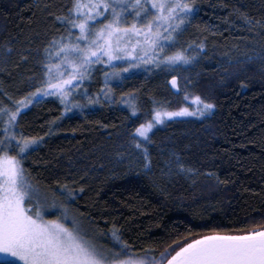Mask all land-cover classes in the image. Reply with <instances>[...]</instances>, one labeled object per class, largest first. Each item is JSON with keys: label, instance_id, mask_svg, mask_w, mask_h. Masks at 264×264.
Listing matches in <instances>:
<instances>
[{"label": "trees", "instance_id": "trees-1", "mask_svg": "<svg viewBox=\"0 0 264 264\" xmlns=\"http://www.w3.org/2000/svg\"><path fill=\"white\" fill-rule=\"evenodd\" d=\"M187 2L195 6L190 22L164 55L204 43L195 64H149L105 82L108 68L95 63L71 96L81 107L66 110L56 96L28 103V94L47 83L43 50L51 36L67 35L55 17L68 15L71 0H0V101L13 110L21 97L29 104L17 114L11 150L0 151L17 155L15 137L37 138L20 159L28 179L57 197L67 182L76 195L62 202L91 234L110 246L115 229L130 254L154 257L153 264L199 236L264 228V0ZM130 93L135 114L121 99ZM193 96L211 110L152 129L140 141L150 163L145 171V154L129 134L154 110L189 107Z\"/></svg>", "mask_w": 264, "mask_h": 264}, {"label": "snow or ice", "instance_id": "snow-or-ice-1", "mask_svg": "<svg viewBox=\"0 0 264 264\" xmlns=\"http://www.w3.org/2000/svg\"><path fill=\"white\" fill-rule=\"evenodd\" d=\"M194 7L187 0H71L68 15L55 17L61 24L66 23L67 35L61 33L51 36L43 50L40 66L47 83L39 82L40 86L28 94V102H36L40 94L53 93L59 95L67 108L71 96L76 94L72 89L102 58L109 67H112L111 62L114 60L123 62L124 57L165 68L195 64L202 55L200 50L205 48L204 43L196 47L190 42L164 55L165 48L176 42V37L190 22ZM104 16L110 18L98 29L90 28V21L94 23L96 18L103 19ZM127 16H132L131 23L124 20ZM243 18L252 24L249 17ZM256 24H261V21L257 20ZM74 30H78L75 37L72 35ZM125 38L127 43L121 44ZM260 54L264 57V48ZM254 58L252 55L247 57L249 60ZM121 71L107 72L105 79H119ZM171 82L175 87L177 77L172 76ZM101 88L111 102V89H104L103 85ZM3 95L11 100L6 92ZM134 95L130 93L121 97L133 114L137 109L129 97ZM95 99L99 102L100 97ZM192 99L202 104V107L154 111L151 120L136 125L129 134L135 137L136 147L145 153V171L150 168V163L147 149H143L140 139L146 141L151 135L150 129H153L154 124L163 122V117L177 114L200 116L212 107L210 103L202 102L199 96H193ZM24 101L25 98L21 97L15 103L14 110L0 101V129L4 133L0 136V149L11 150L12 138L15 136L13 127ZM72 103L81 107L79 101ZM15 143L19 145L17 155L0 151V253L18 260L6 258L3 264H152L154 257L140 260L123 255L128 246L120 240L115 229L112 236L122 251L109 252L88 239L74 217L70 218L71 226L65 223L69 219V208L67 203L61 201H70L76 192L65 182L56 189L60 197L53 191L50 197L39 198L20 164V159L38 140L34 137H15ZM179 170H184L183 164H179ZM42 208L52 209L58 215L45 218ZM117 256L122 258H110ZM164 264H264V228L241 234L212 233L199 236L176 248L167 256Z\"/></svg>", "mask_w": 264, "mask_h": 264}, {"label": "rangeland", "instance_id": "rangeland-1", "mask_svg": "<svg viewBox=\"0 0 264 264\" xmlns=\"http://www.w3.org/2000/svg\"><path fill=\"white\" fill-rule=\"evenodd\" d=\"M105 17V19L106 20H108L110 17L109 16H104ZM103 17V18H104ZM128 17V16H127ZM131 18H132V16H131ZM77 19H79V17H77ZM99 19H101V18H96V20H99ZM95 20V21H96ZM132 21V20H131ZM92 23L93 22H89V26H90V28L91 29H93V30H95V29H98L99 27H93L92 26ZM124 43H127V38H125V39H123V40H121V44H124ZM95 63H102L103 65H105L104 63H103V58L101 59V60H99V61H97V62H95ZM94 63V64H95ZM93 64V65H94ZM111 64H112V67H109L108 65H105L107 68H108V71L107 72H112V71H115V70H118L119 68H118V66L121 64V65H124V66H126V71H123L125 68H123V69H121L123 72L122 73H127V72H129V71H131V70H133V69H137V68H139V67H144V66H147V65H149V64H151L150 62H147V61H140L139 63L137 62V60H135V59H131V58H127V57H124L123 58V62H118V61H112L111 62ZM92 65V66H93ZM121 73V72H120ZM86 77V76H85ZM84 77V78H85ZM84 78H83V80H84ZM112 78H114V77H109L107 80L105 79V82H108L109 80H111ZM83 80L81 81V82H78V86L83 82ZM169 85H170V87L174 90V91H177L178 90V88H177V84H176V86L174 87L173 85H172V82H171V79L169 80ZM77 86V87H78ZM76 87V88H77ZM76 88H73L72 89V92H74V90L76 89ZM46 96H56V97H58L59 99H60V97H59V95L58 94H53V93H50L49 95H43V94H40V98L41 97H46ZM60 101H61V99H60ZM62 102V101H61ZM188 102H189V104H190V106L189 107H187V108H189V109H195V108H198V107H202V104H198V102L197 101H195V100H193L192 98H190V99H188ZM28 103H30V102H28ZM62 104H63V106H64V108L66 109V110H68V108H73V105H72V103H71V100L68 102V104H69V106L66 108V106H65V103L64 102H62ZM29 104H27V103H25L24 105H23V107L21 108V111L23 110V109H25L27 106H28ZM181 108V107H180ZM179 109V108H178ZM177 109H175V110H173V111H176ZM211 110V108L210 109H208L206 112H203L202 113V115L203 114H205V113H208L209 111ZM154 111H161V112H164V111H168V110H162V109H156V110H154ZM153 111V112H154ZM153 112H152V114H153ZM152 114H151V118L149 119V120H151L152 118H153V116H152ZM193 115H190V114H188V115H181V114H177V115H175V116H171V117H163V122H158V123H156V124H154L153 125V129L155 128V127H157V126H160V125H162L164 122H166V121H168V120H171V119H174V118H184V117H192ZM201 116V115H200ZM196 117V116H195ZM148 122V121H147ZM152 129H150V131H151ZM13 140H14V137L12 138ZM141 140H144V138H141L140 139V141ZM144 149V148H143ZM140 150H142V149H140ZM142 152L144 153V151L142 150ZM145 154V153H144ZM25 174V173H24ZM26 176V175H25ZM26 178H27V180H28V182L33 186V188H34V190L38 193V196H39V198H43V197H45V196H49L48 194H45L44 192H42V191H40L29 179H28V177L26 176ZM50 197V196H49ZM49 203H51V200L49 199V201H48ZM62 202V201H61ZM42 214L44 215V217L45 218H51V217H56L57 215H58V213L56 212V211H54V210H52V209H49V208H42ZM71 217H74L75 219H76V221H77V224H78V226L83 230V233L86 235V237L88 238V239H90V240H92V242L94 243V244H96L99 248H101L102 250H106V251H109V252H120V251H122V249L117 245V242L113 239V237H111V245L110 246H107L105 243H104V241H102V239H98V238H96V236H94L93 234H91V232L88 230V229H86L80 222H79V220L75 217V215H73V214H71V212L69 211V219H66L64 222L65 223H68L69 224V226H71V223H70V218ZM123 255H130V256H132L133 258H135V259H140V260H142V259H144V258H146V257H141V256H135V255H132V254H130L129 252H128V250L127 251H125V252H123ZM15 259V260H18V258H15V257H11L10 255H8V254H4V253H0V264H3V261L5 260V259ZM110 258H113V259H120V258H122L121 256H117V257H110ZM19 264H22V262H19ZM153 264V263H152Z\"/></svg>", "mask_w": 264, "mask_h": 264}]
</instances>
